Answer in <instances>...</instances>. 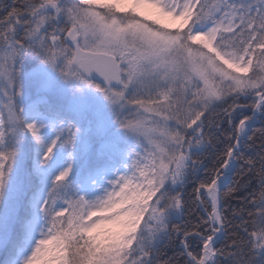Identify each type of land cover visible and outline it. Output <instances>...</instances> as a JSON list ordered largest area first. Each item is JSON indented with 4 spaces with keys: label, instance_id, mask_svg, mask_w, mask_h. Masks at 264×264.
<instances>
[{
    "label": "snow or ice",
    "instance_id": "6c2138e0",
    "mask_svg": "<svg viewBox=\"0 0 264 264\" xmlns=\"http://www.w3.org/2000/svg\"><path fill=\"white\" fill-rule=\"evenodd\" d=\"M0 264H264V0H0Z\"/></svg>",
    "mask_w": 264,
    "mask_h": 264
},
{
    "label": "rangeland",
    "instance_id": "374dc122",
    "mask_svg": "<svg viewBox=\"0 0 264 264\" xmlns=\"http://www.w3.org/2000/svg\"><path fill=\"white\" fill-rule=\"evenodd\" d=\"M140 10H143V11H146V12H152L153 10H151V9H148V8H143V9H138V11H140ZM164 22H166V23H169V24H171L172 23V21H170V20H168L167 18H161ZM151 22V21H150Z\"/></svg>",
    "mask_w": 264,
    "mask_h": 264
},
{
    "label": "trees",
    "instance_id": "16d2710c",
    "mask_svg": "<svg viewBox=\"0 0 264 264\" xmlns=\"http://www.w3.org/2000/svg\"><path fill=\"white\" fill-rule=\"evenodd\" d=\"M201 175L203 176V173H201ZM189 191H191V185H189ZM232 203H233V206H235L236 201H233Z\"/></svg>",
    "mask_w": 264,
    "mask_h": 264
}]
</instances>
